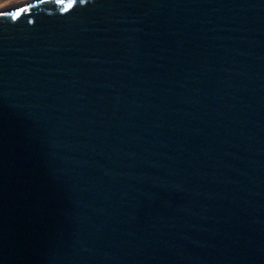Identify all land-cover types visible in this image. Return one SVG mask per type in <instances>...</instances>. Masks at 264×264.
I'll use <instances>...</instances> for the list:
<instances>
[{
  "label": "water",
  "instance_id": "1",
  "mask_svg": "<svg viewBox=\"0 0 264 264\" xmlns=\"http://www.w3.org/2000/svg\"><path fill=\"white\" fill-rule=\"evenodd\" d=\"M68 3L0 9V264H264V0Z\"/></svg>",
  "mask_w": 264,
  "mask_h": 264
},
{
  "label": "snow or ice",
  "instance_id": "2",
  "mask_svg": "<svg viewBox=\"0 0 264 264\" xmlns=\"http://www.w3.org/2000/svg\"><path fill=\"white\" fill-rule=\"evenodd\" d=\"M58 2L60 3H63L64 0H58ZM75 3V0H69V3H68V7L69 8H72L73 7V4ZM31 6H27V7H22V8H19V10L15 13V14H12L16 17H18L21 13L25 12V11H28V9L30 8ZM10 13H4V15H9Z\"/></svg>",
  "mask_w": 264,
  "mask_h": 264
},
{
  "label": "flooded vegetation",
  "instance_id": "3",
  "mask_svg": "<svg viewBox=\"0 0 264 264\" xmlns=\"http://www.w3.org/2000/svg\"><path fill=\"white\" fill-rule=\"evenodd\" d=\"M28 1H33V0H0V9L12 5V4H18V3H24Z\"/></svg>",
  "mask_w": 264,
  "mask_h": 264
}]
</instances>
